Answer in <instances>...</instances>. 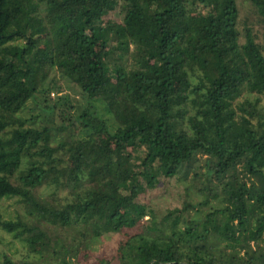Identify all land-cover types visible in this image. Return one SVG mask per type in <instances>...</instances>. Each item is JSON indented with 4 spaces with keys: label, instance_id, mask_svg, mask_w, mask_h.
Segmentation results:
<instances>
[{
    "label": "trees",
    "instance_id": "trees-1",
    "mask_svg": "<svg viewBox=\"0 0 264 264\" xmlns=\"http://www.w3.org/2000/svg\"><path fill=\"white\" fill-rule=\"evenodd\" d=\"M240 1L264 30V0ZM239 15L238 0H0V199L31 220L0 228L40 252V224L76 230L64 264L106 237L112 255L77 264H264V46ZM63 79L89 105L61 95L45 104L58 123L27 124L28 100ZM190 173L205 177L199 202L159 216L143 198ZM42 185L65 202L36 196Z\"/></svg>",
    "mask_w": 264,
    "mask_h": 264
},
{
    "label": "rangeland",
    "instance_id": "rangeland-1",
    "mask_svg": "<svg viewBox=\"0 0 264 264\" xmlns=\"http://www.w3.org/2000/svg\"><path fill=\"white\" fill-rule=\"evenodd\" d=\"M238 5L240 9L239 29L242 30L244 26L252 27L253 31L259 37L258 41L264 46V30L256 21L257 14L253 6L249 2L240 0H238ZM120 18L121 13L117 10L106 17L108 21H118ZM61 84L63 86L62 90L59 92L55 90L51 91L49 96L45 97L46 101H43V97L39 94L28 100L19 116L27 119V124L32 118L36 124L44 122L46 118L58 123L59 118L57 113L46 108L45 104L53 103L57 100V97L61 95H67L69 97L72 104L76 107L75 110H80L89 105V100L77 89V87L73 86L68 81H64V79L61 81ZM92 103H94L98 115L106 119L110 128L114 129L115 125L111 119V115L106 111L104 106L99 101ZM65 135V132H59L57 136L54 137L53 145H55L58 140L64 138ZM204 178L203 175L194 178L193 173H190L186 179L183 177L176 179L172 178L167 183L161 182L156 189L149 191V197L148 195H144L143 198L151 199V204L157 209V214L161 216L166 213V208L169 206H179L182 199L192 200L194 203L202 200L201 195L196 191L194 185L202 186L205 182ZM185 191H187V194H185ZM34 193L36 196L53 203H62L66 200V192L61 191L60 188L51 189L47 185H42L34 189ZM194 213V210H190L189 215L193 216ZM0 218L5 220H16L20 218V220L25 222L31 221L24 213L23 204L16 200V198L0 199ZM40 225L52 236V247L48 251L40 252L38 248L32 251L29 248L28 242L14 239L10 233L0 228V259L6 255L18 264H64L61 258L62 253L69 247L76 245L74 243L80 240L78 238V232L71 229L61 231L60 229L48 225L45 226L46 224L44 223ZM115 239L117 240V238ZM115 239L107 237L99 239V241L93 244V249L89 250L88 253L80 252L77 254L76 258L72 257L73 262L77 264L78 260H81V263H90V258L88 257L90 254L96 255V257L100 255H112L117 246ZM66 258L69 259V256L67 255Z\"/></svg>",
    "mask_w": 264,
    "mask_h": 264
}]
</instances>
